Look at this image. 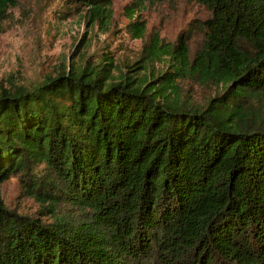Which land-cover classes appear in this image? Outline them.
Segmentation results:
<instances>
[{"label":"trees","instance_id":"obj_1","mask_svg":"<svg viewBox=\"0 0 264 264\" xmlns=\"http://www.w3.org/2000/svg\"><path fill=\"white\" fill-rule=\"evenodd\" d=\"M81 1L91 19L102 8ZM189 1L211 14L205 44L191 60L184 39L155 43L170 69L157 78L117 77L113 58L90 55L0 85V264H264V0ZM188 73L218 87L203 106L179 98L175 76ZM13 177L53 222L6 205Z\"/></svg>","mask_w":264,"mask_h":264},{"label":"rangeland","instance_id":"obj_2","mask_svg":"<svg viewBox=\"0 0 264 264\" xmlns=\"http://www.w3.org/2000/svg\"><path fill=\"white\" fill-rule=\"evenodd\" d=\"M108 1H101L102 8L93 19L90 7L81 0H16L0 12V85L7 89L32 85L81 64L90 55L93 64L113 58L112 74L117 77L127 73L136 81L152 79L170 70L167 56L153 54L155 43L173 45L184 39L191 60L205 44L204 22L211 14L204 5L189 0L146 1L143 5L136 0ZM135 22L138 28L145 27L142 37H138ZM175 77L184 103L203 106L218 92L215 84L194 73ZM162 81L156 79L153 85ZM254 102L255 114L264 118V98ZM33 171L48 173L43 165L34 166ZM1 193L6 205L19 214L45 223L54 221L51 213L40 212V202L26 195L18 177L4 182ZM70 209L68 204L58 205L61 215H73L75 220L92 217L89 210Z\"/></svg>","mask_w":264,"mask_h":264}]
</instances>
